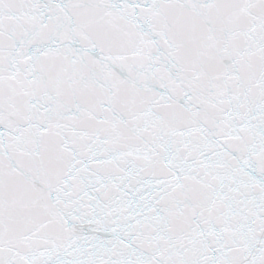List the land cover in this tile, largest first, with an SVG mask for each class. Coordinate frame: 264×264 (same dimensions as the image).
Wrapping results in <instances>:
<instances>
[{
    "label": "snow or ice",
    "instance_id": "snow-or-ice-1",
    "mask_svg": "<svg viewBox=\"0 0 264 264\" xmlns=\"http://www.w3.org/2000/svg\"><path fill=\"white\" fill-rule=\"evenodd\" d=\"M0 264H264V0H0Z\"/></svg>",
    "mask_w": 264,
    "mask_h": 264
}]
</instances>
